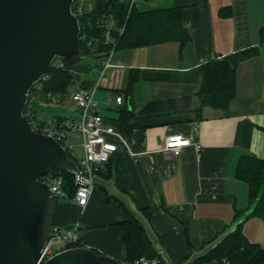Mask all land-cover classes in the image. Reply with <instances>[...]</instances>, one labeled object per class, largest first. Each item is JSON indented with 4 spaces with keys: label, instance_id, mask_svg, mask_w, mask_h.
<instances>
[{
    "label": "crops",
    "instance_id": "0c3cea01",
    "mask_svg": "<svg viewBox=\"0 0 264 264\" xmlns=\"http://www.w3.org/2000/svg\"><path fill=\"white\" fill-rule=\"evenodd\" d=\"M137 7L181 9L191 40L184 46L168 42L114 51L101 79V64L95 65L87 88L100 80L94 98L105 124L120 131L119 110L126 106L133 114L128 148L120 146L113 155L111 173L116 187L147 211L178 264L249 206L247 184L235 173L243 155L264 159V0H139ZM213 59L227 61L236 73V96L225 111L200 108L197 97L201 67ZM131 81L132 95L127 98L124 90ZM118 96L120 105L115 102ZM48 102L65 113L63 117L75 116L69 98ZM173 135L191 142L178 156L165 150ZM80 142L77 136L79 148ZM126 218L119 201L106 188L93 185L86 207L59 204L54 227L79 225L78 244L125 261L118 223ZM243 233L264 248L263 218L246 220Z\"/></svg>",
    "mask_w": 264,
    "mask_h": 264
},
{
    "label": "water",
    "instance_id": "95a60500",
    "mask_svg": "<svg viewBox=\"0 0 264 264\" xmlns=\"http://www.w3.org/2000/svg\"><path fill=\"white\" fill-rule=\"evenodd\" d=\"M75 0H0V264H124L87 246L64 249L48 259L43 250L54 227L57 198L43 176L68 172L76 184L106 188L143 226L164 264H175L133 199L116 187V176L89 179L54 137L35 131L24 116L32 87L56 59L82 58ZM250 212V211H249ZM249 212L215 239L193 249L182 264L206 256L246 221Z\"/></svg>",
    "mask_w": 264,
    "mask_h": 264
},
{
    "label": "trees",
    "instance_id": "16d2710c",
    "mask_svg": "<svg viewBox=\"0 0 264 264\" xmlns=\"http://www.w3.org/2000/svg\"><path fill=\"white\" fill-rule=\"evenodd\" d=\"M88 1H92V7L88 10L84 8L83 13L78 15L82 57L90 55L102 59L108 57L111 51L135 49L168 42H177L184 46L191 40L189 31L183 25L181 9L157 8L143 11L134 7L130 10L131 0H86V2ZM112 21L114 26L111 29V41L107 43L106 27ZM122 27L124 30L121 33L119 29ZM260 34L264 36V26L261 28ZM96 53H100V57H97ZM81 60L82 58L73 64L55 60L47 74L32 87L30 95L36 97V102H48L51 101V96L60 98L68 96L69 89L76 82L87 88L91 85V81L84 79V76L93 69L89 65H82ZM60 63L63 66L60 67ZM201 73L202 81L197 92L200 108L209 106L227 110L236 96L235 70L227 61L213 59L202 65ZM133 85L134 81H131L124 90L127 98L132 95ZM119 113L120 132L127 139L134 127L131 123L133 114L126 106L122 107ZM67 151L69 156L77 161L69 150ZM112 159L113 157L97 175L105 179L111 178ZM235 177L247 184L249 206L245 210L237 211L233 222L249 211L246 220L251 217L264 219V159H259L254 155L241 156L236 166ZM62 178L63 190L70 198L74 197L77 189L75 175L65 172L62 174ZM119 203L127 215L125 220L118 223L123 233L122 238L126 250L125 261L147 257L158 259L160 264H164L161 256L153 249L143 226L126 210L122 202L119 201ZM140 210L150 219L145 209L140 208ZM244 224L245 222L239 225L237 230L225 238L215 249L193 264H264V248L247 239L243 233ZM185 236L188 245L191 246L187 228H185ZM76 246L81 245L75 244L67 248ZM189 256L190 254L178 264L185 262Z\"/></svg>",
    "mask_w": 264,
    "mask_h": 264
},
{
    "label": "built area",
    "instance_id": "2783aa9c",
    "mask_svg": "<svg viewBox=\"0 0 264 264\" xmlns=\"http://www.w3.org/2000/svg\"><path fill=\"white\" fill-rule=\"evenodd\" d=\"M139 0L130 1V10L137 7ZM86 0H75L72 6L73 12L78 16L83 13ZM113 21L106 27V42L111 41V29ZM123 27L119 31L123 32ZM114 51H111L108 57L100 59L101 68L99 70V79L102 78L105 71L110 67V59ZM100 57V53L95 54ZM60 67L63 64L60 63ZM98 80L91 89L80 86L79 88L69 89L68 97L72 102L75 117H63L60 115H41L34 108L37 99L34 95H29L28 102L24 109V116L29 120L32 128L42 134L54 137L67 150H73L74 145L69 143L74 136H79V144L82 149V158L79 165L83 173L90 178L102 170L110 161L114 154L118 152L120 146L128 148V140L122 133L113 126L105 124V119L100 113L97 101L94 98V92L98 88ZM55 101V97L51 96ZM59 102V101H58ZM115 102L120 105L122 97H116ZM69 140V141H68ZM191 145L189 139L182 135H173L167 138L165 150L171 152L174 156L181 153L183 147ZM43 182H46L58 200L70 199L80 207H86L93 191V184H79L74 197L70 198L63 190L62 175L51 178L43 176ZM79 225L62 230L53 227L51 235L43 250V259H48L54 254L67 249L79 243L77 229ZM57 245V246H56ZM124 264H160L158 259L141 257L134 261H123Z\"/></svg>",
    "mask_w": 264,
    "mask_h": 264
},
{
    "label": "rangeland",
    "instance_id": "374dc122",
    "mask_svg": "<svg viewBox=\"0 0 264 264\" xmlns=\"http://www.w3.org/2000/svg\"><path fill=\"white\" fill-rule=\"evenodd\" d=\"M85 9H90L92 7V1H88V2H85V5H84ZM56 60H60V59H56ZM81 64L82 65H89V67H91L92 69L95 68V65H100V61H97L96 58H94L93 56H90V55H84L82 57V60H81ZM93 72L94 70H92L89 74L85 75L84 76V79H89L91 80L92 77H93ZM83 78V77H82ZM78 86H80L79 82H76L72 88L75 89L77 88ZM67 98H69L68 96H66ZM49 98V97H48ZM68 100V99H67ZM70 100V99H69ZM49 104V107H46L45 105ZM54 106L55 104L53 102H45V101H38L34 104V108L38 111H44L45 113H48V114H51V115H60V116H64L65 113H61L59 111H57L56 109H54ZM66 110H70L73 112L72 108H69V107H66ZM71 112V113H72ZM71 113H66L67 115L68 114H71ZM42 114V113H41ZM74 114H75V111H74ZM67 117V116H65ZM70 117V116H69ZM75 117V116H73ZM76 138V139H75ZM75 138H72L71 141L69 143H72L74 145V149L73 150H70V154L77 160V161H80L81 158H82V149H80L78 147V143H77V137ZM69 141V140H68ZM62 203H73L71 200H68V199H65V200H57V211H58V206L59 204H62ZM56 217H57V212H56ZM55 217V219H56ZM62 230L66 229L67 227H60ZM57 246V245H56Z\"/></svg>",
    "mask_w": 264,
    "mask_h": 264
}]
</instances>
